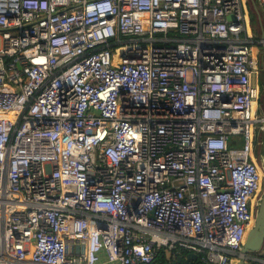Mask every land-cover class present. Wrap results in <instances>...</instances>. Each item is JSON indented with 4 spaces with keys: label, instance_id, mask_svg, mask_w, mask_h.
Returning a JSON list of instances; mask_svg holds the SVG:
<instances>
[{
    "label": "built area",
    "instance_id": "built-area-1",
    "mask_svg": "<svg viewBox=\"0 0 264 264\" xmlns=\"http://www.w3.org/2000/svg\"><path fill=\"white\" fill-rule=\"evenodd\" d=\"M246 3L0 0V264L245 259L264 184Z\"/></svg>",
    "mask_w": 264,
    "mask_h": 264
},
{
    "label": "rangeland",
    "instance_id": "rangeland-1",
    "mask_svg": "<svg viewBox=\"0 0 264 264\" xmlns=\"http://www.w3.org/2000/svg\"><path fill=\"white\" fill-rule=\"evenodd\" d=\"M247 10L249 12L250 15H252V17H254L253 19V29H254V36L256 38V40H262L264 38V20H263V28L261 26V24L258 22V6L260 5L259 0H248L247 3ZM264 17V14H263ZM258 35L260 38H258ZM261 48H264V45L262 46H258ZM260 51H262L263 49H259ZM259 61H263V59H259ZM259 85H263V91H261V97H260V102H259V115H261L262 117H264V64H262V62H260L259 64ZM256 157L258 159V163L261 166V168L263 169V173H264V167H263V159L261 162V158L263 156L264 153V135L259 133L258 134V146L256 147ZM261 155V156H260ZM264 192V185H263V191L260 197H262ZM259 202V200H258ZM259 254L255 253V254H251V257H255ZM238 262H241L240 260ZM247 264H258L255 263L253 260H247Z\"/></svg>",
    "mask_w": 264,
    "mask_h": 264
},
{
    "label": "water",
    "instance_id": "water-1",
    "mask_svg": "<svg viewBox=\"0 0 264 264\" xmlns=\"http://www.w3.org/2000/svg\"><path fill=\"white\" fill-rule=\"evenodd\" d=\"M233 21V17L229 18ZM263 159V156H262ZM264 240V192L262 197H260L257 210L255 214V225L250 230L246 243L242 249V254L245 259H239L241 264H246V258L250 257L251 254L258 253L263 245ZM197 259V256L194 254H190L187 260L180 259L179 262L182 264H191V261Z\"/></svg>",
    "mask_w": 264,
    "mask_h": 264
},
{
    "label": "crops",
    "instance_id": "crops-1",
    "mask_svg": "<svg viewBox=\"0 0 264 264\" xmlns=\"http://www.w3.org/2000/svg\"><path fill=\"white\" fill-rule=\"evenodd\" d=\"M247 3H248V0H247ZM247 3H246V13H247V16H248V32H249L250 35L254 36V29H253V19H254V17H252V15L249 14V12L247 10V5H248ZM263 14H264V10L259 5L258 6V22L261 24V26H262L263 20H264ZM262 28H263V26H262ZM258 38H260L259 35H258ZM259 49H263V50L260 51ZM253 56H254L255 60L257 61L258 67H259L260 62H262V64H264V48H261V47H258V46H254L253 47ZM259 59H263V61H259ZM257 82L259 83L258 76H257ZM259 87H260V91H263V85L260 84ZM258 107H259V105L257 106L258 116L262 117L261 115H259L260 113H259ZM259 133L264 135V132H259V130H258L257 141H258V134Z\"/></svg>",
    "mask_w": 264,
    "mask_h": 264
},
{
    "label": "bare ground",
    "instance_id": "bare-ground-1",
    "mask_svg": "<svg viewBox=\"0 0 264 264\" xmlns=\"http://www.w3.org/2000/svg\"><path fill=\"white\" fill-rule=\"evenodd\" d=\"M263 167H264V153H263ZM254 225H255V221H254ZM233 264H241V263L238 261H233Z\"/></svg>",
    "mask_w": 264,
    "mask_h": 264
},
{
    "label": "flooded vegetation",
    "instance_id": "flooded-vegetation-1",
    "mask_svg": "<svg viewBox=\"0 0 264 264\" xmlns=\"http://www.w3.org/2000/svg\"><path fill=\"white\" fill-rule=\"evenodd\" d=\"M261 156V155H260ZM264 185V184H263ZM257 210V209H256Z\"/></svg>",
    "mask_w": 264,
    "mask_h": 264
}]
</instances>
